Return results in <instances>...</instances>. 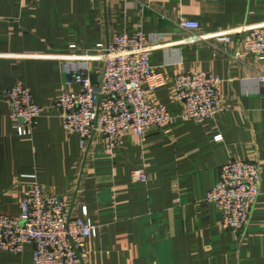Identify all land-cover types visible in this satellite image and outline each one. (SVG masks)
<instances>
[{
  "label": "crops",
  "instance_id": "crops-1",
  "mask_svg": "<svg viewBox=\"0 0 264 264\" xmlns=\"http://www.w3.org/2000/svg\"><path fill=\"white\" fill-rule=\"evenodd\" d=\"M180 19L198 21L197 34L230 31L228 44L192 42ZM264 24V0H0V213L17 217L30 182L62 196L71 213L99 226L84 240L85 264H264V60L234 59L241 36ZM163 34L150 55L168 83L148 91L172 115L143 139L124 135L113 154L103 135L86 147L67 133L58 97L63 65L86 58L94 79L102 46L116 35ZM191 69L222 78L226 109L196 122L181 117L171 79ZM28 86L43 108L38 124L18 134L5 91ZM72 89L78 91L75 83ZM217 135L222 138L218 140ZM231 159L259 161L260 195L241 231L223 224L206 200ZM144 172L138 180L134 173ZM33 245L0 248V264H33Z\"/></svg>",
  "mask_w": 264,
  "mask_h": 264
},
{
  "label": "built area",
  "instance_id": "built-area-1",
  "mask_svg": "<svg viewBox=\"0 0 264 264\" xmlns=\"http://www.w3.org/2000/svg\"><path fill=\"white\" fill-rule=\"evenodd\" d=\"M179 26L190 31L192 42L216 39L228 44L230 31L213 35L197 34L198 21L180 19ZM163 34L147 36L141 26L135 36L116 35L102 48L99 79L93 77L86 58L71 57L63 65L68 90L56 100L67 133H77L80 145L96 136L107 141L106 151L113 154L115 145L132 132L145 138L151 130L169 123L172 115L160 102L150 100L148 91L168 83V78L154 69L150 55ZM241 47L234 59L252 55L264 60V24L254 25L242 34ZM264 95V74L258 75ZM173 94L182 105L181 117L196 122L213 118L226 109L220 92L222 78L205 70L191 69L172 79ZM80 86L78 91L73 84ZM11 106V117L18 134L30 133L38 124L43 108L34 100L28 86L15 84L5 91ZM216 138L220 140L221 135ZM138 180L145 178L137 170ZM262 168L259 161L231 159L220 170L219 179L208 191L206 200L214 203L227 227L243 230L260 195ZM99 226L88 218L73 215L66 200L49 192L42 184L30 182L20 200L17 217L0 213V248L19 253L27 244L33 245V264H85L84 240L96 237Z\"/></svg>",
  "mask_w": 264,
  "mask_h": 264
}]
</instances>
